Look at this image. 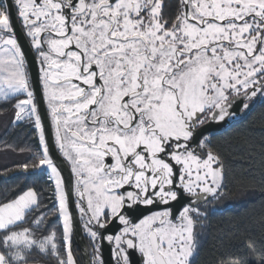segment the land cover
<instances>
[{"label": "flooded vegetation", "instance_id": "af4514ba", "mask_svg": "<svg viewBox=\"0 0 264 264\" xmlns=\"http://www.w3.org/2000/svg\"><path fill=\"white\" fill-rule=\"evenodd\" d=\"M11 3L0 0V49L33 105L65 263L182 262L220 193V131L204 130L241 101L245 116L264 87L250 78L237 97L223 40L259 32L264 0ZM234 23L243 28L223 29Z\"/></svg>", "mask_w": 264, "mask_h": 264}, {"label": "trees", "instance_id": "16d2710c", "mask_svg": "<svg viewBox=\"0 0 264 264\" xmlns=\"http://www.w3.org/2000/svg\"><path fill=\"white\" fill-rule=\"evenodd\" d=\"M22 99L14 96L0 100V116L10 113ZM3 149L26 152L31 158L22 166L0 171V209L30 191L37 205L27 210L14 227L0 231V252L10 264H65L61 227L55 224V194L41 166L33 120L13 123L0 138V150ZM211 151L221 170L222 186L208 210L204 227L196 234L199 245L190 264H264V101L255 102L245 116L213 136ZM47 213V227L35 226L38 218ZM12 232H26L34 239L53 234L56 250L42 253L34 247L15 263L9 256L7 241Z\"/></svg>", "mask_w": 264, "mask_h": 264}, {"label": "rangeland", "instance_id": "374dc122", "mask_svg": "<svg viewBox=\"0 0 264 264\" xmlns=\"http://www.w3.org/2000/svg\"><path fill=\"white\" fill-rule=\"evenodd\" d=\"M257 1H262V0H257ZM233 27L235 29L243 28V26H239L237 23H234L231 25L223 26V29L225 28L230 29ZM223 41L225 42L223 43L222 47L225 48L226 46L228 48L232 47L233 52L224 55L225 57H223L222 64L227 63V65H229V63L232 62V64L235 67V70H237L238 81H239L237 82L240 83L241 85L236 84L237 87L235 88V92L237 94V97H239L248 87L250 78H252V83H256V84H260L264 80V25H260L259 32L255 33L254 36H252V38L245 37V39L243 40L240 39V37H238L237 39L236 38L233 40L227 39ZM245 51L253 55L252 61H243L245 59L243 55L239 53H243ZM8 56L9 54L7 53L6 50L0 49V64H1L0 81L8 80L7 81L8 85L5 86L4 84L3 86L0 85V100H4L20 95L24 91H26L24 87L13 84V82L16 80V75L13 73V69L6 67L4 64V61L8 58ZM222 73H223L222 79H225V76H229L228 71H223ZM232 87H235V85ZM257 95H259L258 98L260 101H264V87L262 91L257 93ZM252 106L253 104H248L244 108V112L247 113ZM29 108L32 109L33 105L31 103H27V101L21 100L16 104L15 108L10 113L1 115L0 119H5L6 117L14 118L15 120L14 123L25 119H31L33 121L35 120V122L37 123V119L34 117V114L29 111ZM19 154L25 155L27 153L21 152ZM44 165L46 164H41L42 167H44ZM216 185L217 187L219 186V188L222 186V175H220L217 178ZM30 208L31 207L29 206L27 209L29 210ZM47 215L48 213L39 217L35 226L40 227V229L47 227L46 225H44ZM54 215L55 213H53V216ZM11 217L12 215L9 216V214L0 213V228L14 227L17 223H19L16 219L14 220L12 218L10 220ZM7 241H9L10 243V250H11L9 256L12 259V261H14L15 263L21 262L22 259H24V253L26 251L31 250L34 247L38 248L42 253H49L50 251L55 252L56 250V240H55V235L53 234H48L39 237L37 239H34L30 235H27L26 232H19V233L12 232L8 237ZM198 245L199 242L191 240L188 247L186 258L182 259V262H173L172 264H190V262L192 261V259L196 254ZM70 264L73 263L70 262Z\"/></svg>", "mask_w": 264, "mask_h": 264}, {"label": "crops", "instance_id": "0c3cea01", "mask_svg": "<svg viewBox=\"0 0 264 264\" xmlns=\"http://www.w3.org/2000/svg\"><path fill=\"white\" fill-rule=\"evenodd\" d=\"M13 73L16 75V80L13 82V84L24 87L22 73H20L19 70H16V69H13ZM7 81H4V80L0 81V85L2 86L3 84L4 86L8 85ZM25 94H26V91L20 95H25ZM14 121H15L14 118L6 117L5 119H0V138L7 132L9 127L14 123ZM19 153L20 152H15L12 149L0 150V171L13 167V166H22L30 160L31 155L29 153L25 155H21ZM36 205H37V201H36L35 195L33 192L30 191V192L25 193L14 203L5 205L3 208L0 209V213H4V214L6 213V214H9V216L12 215L10 220L13 218L14 220L16 219L18 222H20L22 220L24 212L28 210L27 208L29 206L33 207ZM7 228L9 227L0 228V231L5 230ZM0 264H10L9 261L6 259V257L1 252H0Z\"/></svg>", "mask_w": 264, "mask_h": 264}, {"label": "water", "instance_id": "95a60500", "mask_svg": "<svg viewBox=\"0 0 264 264\" xmlns=\"http://www.w3.org/2000/svg\"><path fill=\"white\" fill-rule=\"evenodd\" d=\"M6 4L8 6V8L10 9L11 13H12V3L11 0H5ZM28 57V54H26ZM29 59V57H28ZM29 61V60H28ZM30 64V63H29ZM30 71L32 74V81H33V89L34 92L37 96V105L39 107V109L41 110L43 107V101L41 98V94H40V85H39V80H38V73H37V67H36V63L33 60V66L32 64H30ZM260 88L254 89L251 93L250 96L248 97V99L250 100L253 96H255L258 92H259ZM242 107V101L236 105L233 110L231 111L230 116L224 120L222 123L216 125V126H208L205 128L204 132H211V131H223L227 128H229L234 122H236L238 119H240V109ZM50 151L53 155V150H52V145L50 146ZM54 156V155H53ZM86 264H90L87 260H86Z\"/></svg>", "mask_w": 264, "mask_h": 264}, {"label": "built area", "instance_id": "2783aa9c", "mask_svg": "<svg viewBox=\"0 0 264 264\" xmlns=\"http://www.w3.org/2000/svg\"><path fill=\"white\" fill-rule=\"evenodd\" d=\"M6 223V222H5ZM8 225V224H7Z\"/></svg>", "mask_w": 264, "mask_h": 264}]
</instances>
